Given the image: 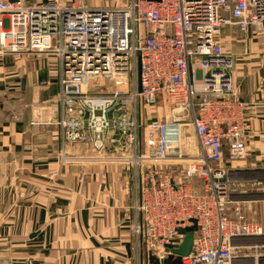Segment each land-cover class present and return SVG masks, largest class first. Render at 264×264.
I'll use <instances>...</instances> for the list:
<instances>
[{"label": "built area", "instance_id": "obj_1", "mask_svg": "<svg viewBox=\"0 0 264 264\" xmlns=\"http://www.w3.org/2000/svg\"><path fill=\"white\" fill-rule=\"evenodd\" d=\"M230 28L264 34V0H125L105 9L0 0V54L48 55L59 65L56 118L31 125L131 172L135 246L159 261L180 247L178 231L192 221L198 230L182 264H235L237 241L241 259L246 242L264 237L262 226L227 215L235 176L225 158L246 159L250 131V103L236 98V56L221 42ZM163 98L172 119H190L199 153L169 149L170 125L148 127V109L156 118ZM157 138L165 147H154Z\"/></svg>", "mask_w": 264, "mask_h": 264}, {"label": "crops", "instance_id": "obj_2", "mask_svg": "<svg viewBox=\"0 0 264 264\" xmlns=\"http://www.w3.org/2000/svg\"><path fill=\"white\" fill-rule=\"evenodd\" d=\"M74 1L113 8L125 0H58ZM221 42L236 55V98L250 103L248 155L225 158L235 176L231 204L264 228V34L230 28ZM58 80L55 57L0 54V264H174L135 246L130 171L85 163L89 145H63L56 129L31 125L56 118ZM245 245L240 259L235 243V264H264V237Z\"/></svg>", "mask_w": 264, "mask_h": 264}, {"label": "rangeland", "instance_id": "obj_3", "mask_svg": "<svg viewBox=\"0 0 264 264\" xmlns=\"http://www.w3.org/2000/svg\"><path fill=\"white\" fill-rule=\"evenodd\" d=\"M100 83L104 84L105 82L101 81ZM106 84H107L106 88L112 86L111 83L109 84L106 83ZM106 92H114V91L107 90ZM159 103H160V108L161 107L163 108L161 109L160 113H158V115L156 114V118H153L154 114H153L152 109L151 108L148 109V127L153 126L157 123L170 125V127H168L167 129L171 130L173 132V135L169 136L166 139L169 149H172V151H176V150L180 151L183 155H195L199 153V148L197 145V141L195 139L193 128L190 123V119L187 118L186 114H180V113L174 114V117L176 119L185 117L186 119L185 121H183L182 119L181 121L172 119L171 109L169 108L170 105L167 103L166 99L165 98H163V100L160 99ZM158 132L159 131L157 129H154L155 134H157ZM140 139L141 140L143 139L144 142L142 141V146L143 148L146 149V147L149 146V139L147 135L146 136H144V134L141 135ZM153 145L155 148L163 147V146L165 147L164 139L160 138V140H155ZM238 162H241V161H238ZM192 185H193V188L197 192L199 193L202 192L201 190H202L203 185L200 180H194ZM227 207H228L229 217H231L232 219H236V220L242 219V222L249 223L243 211H241L240 209V204H230ZM133 218H134V214L132 215V222H133Z\"/></svg>", "mask_w": 264, "mask_h": 264}, {"label": "water", "instance_id": "obj_4", "mask_svg": "<svg viewBox=\"0 0 264 264\" xmlns=\"http://www.w3.org/2000/svg\"><path fill=\"white\" fill-rule=\"evenodd\" d=\"M16 1L17 0H12V2ZM191 223L192 227L178 231V234L183 236V241L178 249H174L172 251V256L170 259H174V264H182V259L188 257L193 250L195 232L198 230V227L196 221H192Z\"/></svg>", "mask_w": 264, "mask_h": 264}, {"label": "bare ground", "instance_id": "obj_5", "mask_svg": "<svg viewBox=\"0 0 264 264\" xmlns=\"http://www.w3.org/2000/svg\"><path fill=\"white\" fill-rule=\"evenodd\" d=\"M118 8V7H115ZM105 9V8H102ZM225 47V46H224ZM228 50V49H227ZM234 54V53H233ZM236 56V55H235ZM234 79V78H233ZM101 155H98L97 153H95L92 149H90L89 153L87 154V156L83 159V161L85 163H89L92 165H102V166H116V167H120L123 168V166L119 165V164H111V163H101L98 162V158H100ZM185 156H190V155H185ZM65 156L64 153L62 154V159L64 160Z\"/></svg>", "mask_w": 264, "mask_h": 264}]
</instances>
